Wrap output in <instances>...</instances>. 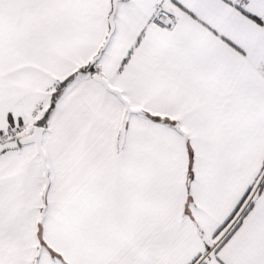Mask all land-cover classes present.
Segmentation results:
<instances>
[{"label":"snow or ice","instance_id":"1","mask_svg":"<svg viewBox=\"0 0 264 264\" xmlns=\"http://www.w3.org/2000/svg\"><path fill=\"white\" fill-rule=\"evenodd\" d=\"M0 264H264V0H0Z\"/></svg>","mask_w":264,"mask_h":264}]
</instances>
